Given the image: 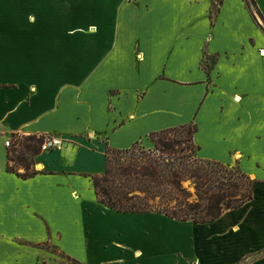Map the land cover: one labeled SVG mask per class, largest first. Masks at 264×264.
Here are the masks:
<instances>
[{"label":"crops","instance_id":"crops-1","mask_svg":"<svg viewBox=\"0 0 264 264\" xmlns=\"http://www.w3.org/2000/svg\"><path fill=\"white\" fill-rule=\"evenodd\" d=\"M263 52L264 0H0V225L28 216L51 234L48 211L100 206L89 177L104 172L106 145L150 148L148 134L194 122L197 157L238 166L253 198L209 225L161 217L192 226L188 264H264ZM11 136L64 148L22 180L6 171Z\"/></svg>","mask_w":264,"mask_h":264},{"label":"trees","instance_id":"trees-1","mask_svg":"<svg viewBox=\"0 0 264 264\" xmlns=\"http://www.w3.org/2000/svg\"><path fill=\"white\" fill-rule=\"evenodd\" d=\"M196 131L192 122L152 132L146 137L150 148L141 141L125 150L106 145L104 172L89 177L97 203L122 215L155 214L178 223L209 225L225 211L251 201L253 180L238 166L197 157ZM11 137L22 140L10 142L6 171L22 180L36 177L39 173L30 163L40 155L45 137ZM15 165L24 173L19 174Z\"/></svg>","mask_w":264,"mask_h":264},{"label":"rangeland","instance_id":"rangeland-1","mask_svg":"<svg viewBox=\"0 0 264 264\" xmlns=\"http://www.w3.org/2000/svg\"><path fill=\"white\" fill-rule=\"evenodd\" d=\"M211 63L210 57L204 59V66ZM7 139L10 142L22 140L13 137ZM142 144L149 148L145 142ZM36 159L37 156L30 166L31 170L39 173L35 168ZM14 167L19 174L24 173L23 167ZM183 185L192 191L189 182ZM87 210L86 214L83 208L72 206L65 213L48 211L52 232L49 235L39 225V218L26 216L19 220L7 219L0 225V237L9 236L13 243H6L0 249V264H84L61 251L92 263L110 260L112 262L109 264H137L132 256L135 249L144 253L141 264H175L174 261L188 264L185 257L189 250V239L195 233L190 224H178L155 215L117 214L101 205L98 208L91 205ZM99 223L113 226L116 236L109 239L99 236L95 227ZM39 241L46 242L36 244ZM240 264H248V261Z\"/></svg>","mask_w":264,"mask_h":264},{"label":"built area","instance_id":"built-area-1","mask_svg":"<svg viewBox=\"0 0 264 264\" xmlns=\"http://www.w3.org/2000/svg\"><path fill=\"white\" fill-rule=\"evenodd\" d=\"M264 53V52H263ZM6 148L10 147V141L7 140L5 142ZM64 146V142L61 139H58L56 137L47 136L44 138L41 151L48 152L51 150H61Z\"/></svg>","mask_w":264,"mask_h":264}]
</instances>
